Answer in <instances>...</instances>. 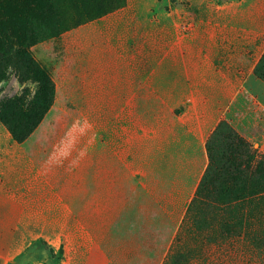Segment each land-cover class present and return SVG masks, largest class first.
Returning a JSON list of instances; mask_svg holds the SVG:
<instances>
[{
  "label": "rangeland",
  "instance_id": "rangeland-1",
  "mask_svg": "<svg viewBox=\"0 0 264 264\" xmlns=\"http://www.w3.org/2000/svg\"><path fill=\"white\" fill-rule=\"evenodd\" d=\"M22 5L19 42L54 87L49 109L21 141L0 121V190L25 201L19 246H30L29 260L264 264V237L254 235L264 229V208L250 215V229L237 238L218 231V221L195 230L187 214L216 134L218 155L236 152L240 169L248 156L252 168L264 161V90L256 98H238L202 154L175 112L135 92L133 61L121 71L114 68L118 42L134 36L136 21L168 11L176 35L204 21L205 31L217 36L218 23H224L264 37V18L256 16L264 0H22ZM260 71L264 79V67ZM35 89L30 74L21 82L10 71L0 82V106L18 96L28 103ZM221 165L227 170L223 158Z\"/></svg>",
  "mask_w": 264,
  "mask_h": 264
},
{
  "label": "crops",
  "instance_id": "crops-1",
  "mask_svg": "<svg viewBox=\"0 0 264 264\" xmlns=\"http://www.w3.org/2000/svg\"><path fill=\"white\" fill-rule=\"evenodd\" d=\"M262 10L257 17L264 18ZM175 25L168 11L150 21H136L134 36L118 42L114 68L121 71L133 61L129 65L135 71V92L178 111L177 123L188 129L204 154L210 135L238 98H256L264 90V79L256 74L264 58V37L254 29L224 23H218L217 36L205 31L204 21L193 23L189 34L176 35ZM24 203L0 190V264H45L29 260L30 246H19Z\"/></svg>",
  "mask_w": 264,
  "mask_h": 264
},
{
  "label": "trees",
  "instance_id": "trees-1",
  "mask_svg": "<svg viewBox=\"0 0 264 264\" xmlns=\"http://www.w3.org/2000/svg\"><path fill=\"white\" fill-rule=\"evenodd\" d=\"M24 11L22 0H0V82L7 73L16 71L21 82L23 75L28 73L36 83L35 95L28 103L18 96L0 106V121L17 141H21L24 134L40 123L54 95L47 71L37 66L26 46L19 42L17 33L23 31ZM262 67L264 58L256 71L261 77ZM178 113L176 111L175 116ZM225 127L222 125L218 134ZM216 137L217 134L208 143L210 165L195 192L194 200L187 207V214L193 215L195 230H206L213 225V221H218V231L226 233L227 238H237L250 229L247 225L250 215L264 208V161L252 168V158L248 156L249 161L242 165L245 168L240 169L241 165L235 161L236 152L218 155L213 143ZM233 138L229 137V148H232L230 143L234 142ZM241 147L247 146L243 143ZM248 151L246 149L244 152L247 154ZM221 158L225 159L227 170L222 168ZM147 194V198L153 201L152 195ZM254 235L264 237V229L255 231Z\"/></svg>",
  "mask_w": 264,
  "mask_h": 264
}]
</instances>
